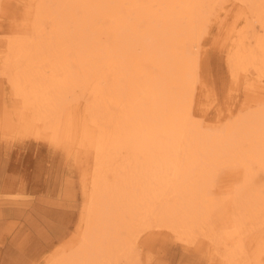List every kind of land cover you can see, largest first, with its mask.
Returning <instances> with one entry per match:
<instances>
[{"label":"bare ground","instance_id":"1","mask_svg":"<svg viewBox=\"0 0 264 264\" xmlns=\"http://www.w3.org/2000/svg\"><path fill=\"white\" fill-rule=\"evenodd\" d=\"M230 1L21 0L0 33V127L63 142L82 194L49 264H141V236L162 229L210 264H264V0H236L252 21L226 40L239 105L229 91L212 123L196 93L204 34ZM4 179L13 189L15 163Z\"/></svg>","mask_w":264,"mask_h":264},{"label":"rangeland","instance_id":"2","mask_svg":"<svg viewBox=\"0 0 264 264\" xmlns=\"http://www.w3.org/2000/svg\"><path fill=\"white\" fill-rule=\"evenodd\" d=\"M20 3L21 0H3L0 33L14 25ZM240 12L242 9L236 0L228 2L202 40L196 93L201 101H205L203 112L206 120L212 123L225 121L209 118L224 113V101L232 91L225 59L226 40L234 30L240 31L252 21L242 19ZM237 15L239 18L232 24ZM253 25L259 29L257 22ZM244 34H247L245 40L251 38L254 42L250 30ZM4 77L0 73V114L5 102L9 101ZM232 92L233 95L237 93L233 99L234 107L239 105L241 93L234 88ZM32 139L23 137L18 130L5 133L0 127V264H49L56 251L67 246L77 234L82 194L72 152L68 153L63 142L41 148ZM12 163L18 167L19 179L13 189H8L4 175ZM25 169L32 173L22 184ZM218 177L225 182L231 176L223 172ZM149 232L140 238L141 264H210L205 248L179 242L168 229L157 234Z\"/></svg>","mask_w":264,"mask_h":264}]
</instances>
